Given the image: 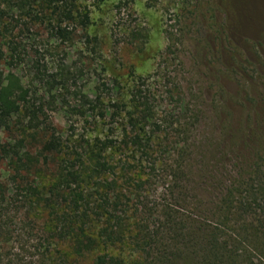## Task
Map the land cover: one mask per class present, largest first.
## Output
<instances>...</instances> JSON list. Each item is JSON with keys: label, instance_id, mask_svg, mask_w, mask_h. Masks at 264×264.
Masks as SVG:
<instances>
[{"label": "rangeland", "instance_id": "374dc122", "mask_svg": "<svg viewBox=\"0 0 264 264\" xmlns=\"http://www.w3.org/2000/svg\"><path fill=\"white\" fill-rule=\"evenodd\" d=\"M78 5L89 25L60 24L68 38L52 29L58 19L45 8L40 15L41 7L37 20L12 12L0 24L9 43L0 70L20 80L29 109L21 110L9 130H0V182L7 189L4 197L0 189L1 264H93L105 251L97 246L83 257L70 254L67 240L50 234L48 212L23 205L7 181L11 150L34 154L52 132L67 145L107 135L117 167L123 159L133 161L126 165L127 180L120 174L129 198L127 237L140 224L160 231L168 207L189 241L221 221L222 241H229L236 264H264V231L251 229L264 222L257 207L264 206L262 183L253 175L255 168L264 171V0H79ZM136 86L148 97L162 137L150 159L157 163L154 169L149 161L138 166L145 158L125 136H133L130 128L108 116ZM97 95L102 104L92 113ZM101 108L106 115L98 121ZM45 155L28 182L46 184L53 177L61 155ZM143 172L147 184L130 196L136 190L131 183ZM229 196L234 208L256 198V210L236 215L224 203L218 212ZM127 241L109 246V252L121 255V264L145 263L149 256ZM184 256L190 262L193 255Z\"/></svg>", "mask_w": 264, "mask_h": 264}, {"label": "trees", "instance_id": "16d2710c", "mask_svg": "<svg viewBox=\"0 0 264 264\" xmlns=\"http://www.w3.org/2000/svg\"><path fill=\"white\" fill-rule=\"evenodd\" d=\"M78 2L79 0H0V24L12 12L22 13L37 20L39 18L37 8L41 7L40 15L44 13L43 8H45L58 19L59 25L52 29L56 30L62 38H68L70 32L60 24L78 20L83 28L89 25L88 17L79 12ZM5 42L4 30L0 29V67L1 62L5 60L3 46L9 44ZM114 88L118 87L114 86ZM27 97L28 92L23 88L20 80L12 73L3 76L0 70V130H9L12 120L20 116L21 110L23 108L29 110ZM98 102L102 104V97L99 95L95 97L96 104L90 105L92 113L99 109ZM118 108L108 116L113 120H121L125 130L130 128L133 136H125L132 139L130 145L134 153L140 152L145 158V160L140 159L138 166L145 165L149 161L150 168L154 169L157 163L150 159L160 147L162 137H159L157 133L159 127L154 122L148 97L142 93L140 87L136 86L120 101ZM105 110L100 109L98 121L104 119ZM149 128H151L150 131ZM46 136L47 138L41 143V148L34 154L31 152L20 154L16 149L11 150V174L6 178L15 187V198H19L23 205L33 206L37 213L48 212L50 234L62 241L66 239L71 250L70 254L83 257L84 254L92 253L97 246H102L105 251L95 256L93 264H121V255L110 253L109 246H114L116 243L122 244L128 239L127 243L134 250H138L140 255L149 256L143 264L237 263V255L227 251L229 241H222L221 221L220 224L216 223L209 232L199 235L200 237L192 235L189 241L183 233L184 226L180 223V219L168 207L164 208L162 213L164 223L161 224L160 231H149L140 224L138 231L127 237L126 221L129 205L126 202L129 198L124 194L125 192L123 193L120 174L122 173L127 180L126 165L133 161L123 159V164H118L117 167L111 153L114 148L113 141L108 139L107 135L90 139L82 138L79 141L75 139L70 141L71 145H67L53 132ZM11 149L14 148L11 147ZM46 153L61 155L53 164V177L46 184L37 181L33 184L28 182L27 175L37 170L38 165L41 164L40 157L42 155L46 157ZM253 175L262 183L259 191L263 196L264 171H261L260 167L255 168ZM177 177L174 173L172 181L173 178L175 181ZM148 180V174L139 173L137 179L131 183L136 190L132 189L128 194L135 197L137 189L142 190ZM2 188V197H4L7 189L5 193V186L0 182V189ZM248 193L252 191L248 190ZM234 202L232 196H229L227 200L223 199L218 212H223L224 203L230 206L228 211L232 208L236 209V215L247 213L249 210L255 211L253 205L258 200L252 198L251 203L238 201L242 208H234L232 206ZM257 207L264 215V206L258 204ZM93 227H96L95 233L90 231ZM251 229L256 231L255 233L264 231V222L257 221L256 224L251 225ZM182 241H185V244ZM190 243H193L192 247H189ZM48 253V256L53 258L50 250ZM184 255H193L191 261H185L187 258ZM64 257L65 255H61V259L65 260L66 257Z\"/></svg>", "mask_w": 264, "mask_h": 264}]
</instances>
